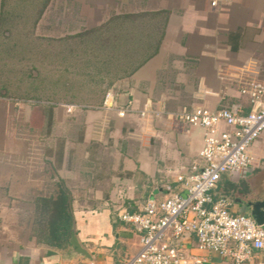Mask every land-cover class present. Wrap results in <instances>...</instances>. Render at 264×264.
Instances as JSON below:
<instances>
[{
	"label": "crops",
	"instance_id": "0c3cea01",
	"mask_svg": "<svg viewBox=\"0 0 264 264\" xmlns=\"http://www.w3.org/2000/svg\"><path fill=\"white\" fill-rule=\"evenodd\" d=\"M108 1L105 18L72 35L104 23V38L74 39L73 46L92 64L90 87L100 95L110 91L113 107L105 109L101 98L74 110L82 113L81 132L73 137L72 152L66 145L58 149L52 169L35 166L19 149L12 112L20 108L26 130H38L37 137L46 140L52 124L62 123L64 107L17 108L0 96V143L5 137L9 144L6 151L0 147V192H14L6 200L0 194V209L29 193L21 202L25 215L9 221L0 215V264H114L135 253L139 234L118 214L140 211L149 196L184 194L178 177L203 166L199 151L205 129L178 119L176 112L234 106L249 112L250 98L241 93L240 82L264 80V0H122L118 6ZM59 9L65 14V4ZM123 107L132 110L119 116ZM143 108L162 113L142 117ZM248 153L249 169L242 175L224 173L211 191L213 200L229 201L233 214H250L246 203L264 199V131ZM46 154L41 159L47 164ZM58 185L70 193L73 228L88 258L65 261L69 242L58 248L38 242L32 233L35 198L49 196L52 192H45L54 193ZM181 243L200 264H235L198 250L192 234ZM241 264H264V248L252 250Z\"/></svg>",
	"mask_w": 264,
	"mask_h": 264
},
{
	"label": "built area",
	"instance_id": "2783aa9c",
	"mask_svg": "<svg viewBox=\"0 0 264 264\" xmlns=\"http://www.w3.org/2000/svg\"><path fill=\"white\" fill-rule=\"evenodd\" d=\"M214 3V2H213ZM240 91L250 98L251 110L237 107L210 110L203 107L182 109L175 116L205 129L199 157L203 166L183 180L184 194L171 193L162 199L149 196L140 211H122L118 219L130 224L139 234L135 253L114 264H200L201 258L183 249L181 239L192 234L198 250L230 258L235 264L249 259L252 250L264 248V227L250 214H233L229 201L213 200L211 191L224 173L242 175L250 166V144L264 131V80L246 79ZM112 94L107 91L102 106L112 109ZM72 113L75 104H62ZM130 107L117 109L123 116ZM157 110L139 111V115L159 116ZM225 126V129H222Z\"/></svg>",
	"mask_w": 264,
	"mask_h": 264
},
{
	"label": "rangeland",
	"instance_id": "374dc122",
	"mask_svg": "<svg viewBox=\"0 0 264 264\" xmlns=\"http://www.w3.org/2000/svg\"><path fill=\"white\" fill-rule=\"evenodd\" d=\"M107 1L53 0L52 5L37 22H34L35 15H32V9L26 8L24 9L27 13L25 17L14 18L13 23L6 25L10 27V31L0 32V96L2 102L17 103V108L26 104L50 106L53 112V107H59L62 104H75L81 108L90 107L101 98L103 101L105 94L100 95L95 92L99 90L96 86L90 87L93 74L88 55L79 54L77 48L73 46V40L79 38L66 37L67 35L72 36L73 30L78 27L91 25L94 20L98 23L105 18L106 8L104 7ZM114 1L117 6L122 2V0ZM64 4L66 11L62 14L59 8ZM95 7H98V10ZM94 14L97 16L94 17ZM62 45L67 47H62ZM19 109L12 112V115H17V117L13 116L12 120L15 118L17 121L14 128L15 133L21 138L18 139L19 146H21L19 149L33 157L32 161L35 162V166L44 168L47 166L52 169L57 162L59 148L64 149L66 145L67 150L71 152L74 150L73 137L81 132L82 113L63 112L60 117L62 122L60 126L52 124L48 139L41 140V137H37L39 136L38 130L28 132L23 126L25 124L23 113ZM63 139L67 140L64 144ZM1 146L3 151L8 149L9 144L5 137L1 140ZM46 152L50 154H46L50 157L49 164L41 159ZM24 160L21 158V163ZM51 192L53 193L47 190L45 194ZM10 193L14 195V192H0L4 200L11 199ZM28 194L23 192L21 194L23 199L18 203L14 202L17 207L16 205L1 207V218L9 221L19 219L20 214L25 215L26 208L21 202H25Z\"/></svg>",
	"mask_w": 264,
	"mask_h": 264
},
{
	"label": "trees",
	"instance_id": "16d2710c",
	"mask_svg": "<svg viewBox=\"0 0 264 264\" xmlns=\"http://www.w3.org/2000/svg\"><path fill=\"white\" fill-rule=\"evenodd\" d=\"M52 2L53 0H0V32L10 31L9 24L13 23L14 18L25 17L27 13L24 9L26 8L32 9V15H35L34 22H37ZM104 32L105 25L103 23L93 29L66 38L98 40L104 38ZM48 108L51 111V107ZM72 227L71 198L65 187L58 185V189L49 196L35 198L32 233L38 242L58 248L63 247L69 242Z\"/></svg>",
	"mask_w": 264,
	"mask_h": 264
},
{
	"label": "water",
	"instance_id": "95a60500",
	"mask_svg": "<svg viewBox=\"0 0 264 264\" xmlns=\"http://www.w3.org/2000/svg\"><path fill=\"white\" fill-rule=\"evenodd\" d=\"M247 208L250 210V216L258 225L264 224V199L257 201H248ZM88 258L86 250L79 244L75 235L74 228L72 227L69 237V247L63 252L62 258L65 261L72 260L74 257Z\"/></svg>",
	"mask_w": 264,
	"mask_h": 264
}]
</instances>
